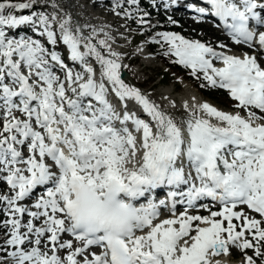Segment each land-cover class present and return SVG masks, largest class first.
I'll use <instances>...</instances> for the list:
<instances>
[{
	"label": "snow or ice",
	"instance_id": "obj_1",
	"mask_svg": "<svg viewBox=\"0 0 264 264\" xmlns=\"http://www.w3.org/2000/svg\"><path fill=\"white\" fill-rule=\"evenodd\" d=\"M200 2L206 7L188 6L219 18L233 42L250 52L227 54L175 32L157 33L153 42L166 47L163 55L206 81L201 87L223 89L235 102L233 112L194 103L177 123L121 78L120 54L107 32L95 40L96 29L85 36L69 17L60 20L58 37L55 14L36 10L41 0H0V181L10 190L0 195L7 217L0 222L6 230L0 264L6 258L11 264H213L231 248L244 253V264H256L245 250L264 257V0ZM177 3L165 0L163 7ZM121 7L115 0L117 16ZM148 16L137 23L149 25ZM21 25L48 45H65L79 70L39 39L9 38L5 28ZM164 187L166 200L154 201L153 192ZM38 188L34 202L23 203ZM204 199L219 210L198 204ZM168 201L172 216L161 219ZM177 203L187 205L179 215ZM241 205L260 218L236 211ZM190 208L209 214H189Z\"/></svg>",
	"mask_w": 264,
	"mask_h": 264
},
{
	"label": "rangeland",
	"instance_id": "obj_2",
	"mask_svg": "<svg viewBox=\"0 0 264 264\" xmlns=\"http://www.w3.org/2000/svg\"><path fill=\"white\" fill-rule=\"evenodd\" d=\"M140 1H142L144 8L151 11L150 17H148L150 21L148 26L137 23L140 18L139 15L133 18L124 16V9H128L130 12L138 10L137 5H128L124 0H121L122 7L116 10L121 12L119 16L112 10L115 0H41V5L36 10L43 11L50 16L55 14L56 23L53 26L57 28L60 20L70 17L72 29L75 30L76 26L79 25L85 36L89 35L93 29H96L99 34L95 37V40L105 39L104 32H107L111 37L108 43L111 45L112 50L120 54L121 71L126 72L124 78H122L125 83L136 88L141 86L138 89L158 105L162 111L170 114L177 123L188 118V111L192 109L194 103L207 102L209 105L222 111H235L233 108L234 101L230 99L227 92L225 94H218V91L222 89L208 86L201 87V84L206 85V81L201 79V83H196L194 81L196 77L191 75L190 69L182 65H180V70L170 72L169 67L164 65L163 57L166 60L175 57L162 54L161 58L158 53L151 52L146 44L155 38L159 39V37L155 36L156 33L147 32L150 25H157L161 29H165L159 30L158 33L164 31L175 32L187 39L199 41H203L202 39L204 38V42L216 48L217 51H219L217 45L223 38L222 33L209 27L193 24L183 16L175 24L170 23L167 16L160 9L151 6L147 0ZM100 29H103V32H100ZM95 40L93 41L94 43ZM207 40H212L214 43H208ZM226 48L229 54H242V52L237 53L231 50L229 46ZM63 49L65 47L61 45L59 50ZM140 54H143V56ZM215 66L220 67L222 64L216 62ZM70 67L79 70L78 66H74L72 63ZM188 76L191 78H188ZM148 77L150 81L144 82V79ZM203 91H207L211 96L205 95ZM186 103L188 105L187 110L185 109ZM0 126H2V121H0ZM6 194L7 189L4 187L3 182L0 181V195ZM2 207L4 205H0V208ZM6 218L0 212V222ZM2 231L4 232L0 234V241L4 240L6 230L0 229V232ZM236 250V259L233 261L228 260L225 255L217 256L212 258L213 264L215 260H219L220 264H243L244 254L240 253L239 249ZM261 250L264 252L263 248ZM2 255L0 253V256ZM61 255L63 256L64 254ZM248 255L253 256L256 264H260V260L264 259V257L256 258L252 250ZM6 259L8 264H11L10 258Z\"/></svg>",
	"mask_w": 264,
	"mask_h": 264
},
{
	"label": "trees",
	"instance_id": "obj_3",
	"mask_svg": "<svg viewBox=\"0 0 264 264\" xmlns=\"http://www.w3.org/2000/svg\"><path fill=\"white\" fill-rule=\"evenodd\" d=\"M132 13V15L131 16H133L134 15V11L133 12H131ZM144 12H141L140 13V15H142ZM143 26H146V25H143ZM151 26V28H156V27H154V26H152V25H150ZM150 47H151V49H152V52H155V53H158L159 54V56L162 58V54H163V52L166 50V47H163V46H161L162 45V43H155V42H153V41H149L148 43H147ZM162 60V59H161ZM163 61H164V65L165 66H167V67H169V70H170V72L171 71H178V70H180V65L179 64H177V63H175L174 61V59H172V58H170V59H168V60H166L164 57H163ZM162 61V62H163ZM188 78H191V77H189L188 76ZM219 93L218 94H225L223 91H218ZM203 93L205 94V95H208V96H211L207 91H203Z\"/></svg>",
	"mask_w": 264,
	"mask_h": 264
},
{
	"label": "bare ground",
	"instance_id": "obj_4",
	"mask_svg": "<svg viewBox=\"0 0 264 264\" xmlns=\"http://www.w3.org/2000/svg\"><path fill=\"white\" fill-rule=\"evenodd\" d=\"M25 11H28V10H25ZM21 26H23L24 28H27V29H32V26H30V25H21ZM10 30V29H9ZM59 37V36H58ZM203 41L205 40L204 38L202 39ZM208 41V40H207ZM59 42V41H58ZM208 43H211V44H213L214 42L211 40H209L208 41ZM233 254V253H232ZM231 255V254H230ZM220 256H224V255H220ZM219 257V256H218ZM227 257H229V255H227ZM243 264H244V261L242 262Z\"/></svg>",
	"mask_w": 264,
	"mask_h": 264
}]
</instances>
